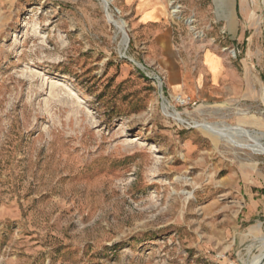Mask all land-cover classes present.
<instances>
[{"label": "rangeland", "instance_id": "obj_1", "mask_svg": "<svg viewBox=\"0 0 264 264\" xmlns=\"http://www.w3.org/2000/svg\"><path fill=\"white\" fill-rule=\"evenodd\" d=\"M116 6L0 0V264L248 262L264 192L250 206L255 180L229 172L264 154L200 124L264 133V99L178 103ZM247 6L264 59V2Z\"/></svg>", "mask_w": 264, "mask_h": 264}, {"label": "crops", "instance_id": "obj_2", "mask_svg": "<svg viewBox=\"0 0 264 264\" xmlns=\"http://www.w3.org/2000/svg\"><path fill=\"white\" fill-rule=\"evenodd\" d=\"M120 6L129 24L133 46L142 53L147 65L163 73L172 94L191 98L234 99L245 102L262 100L264 61L259 33L253 26L247 0H189L202 25L211 24V33H225L227 43L237 48L230 58L219 45L195 44L189 47L183 33L169 19L164 0H111ZM190 50L198 51L194 62ZM191 52V51H190ZM259 161L234 165L229 174L242 177L251 186L249 205H260L264 192V172ZM263 179V180H261Z\"/></svg>", "mask_w": 264, "mask_h": 264}, {"label": "built area", "instance_id": "obj_3", "mask_svg": "<svg viewBox=\"0 0 264 264\" xmlns=\"http://www.w3.org/2000/svg\"><path fill=\"white\" fill-rule=\"evenodd\" d=\"M189 0H164L168 9V15L171 23L175 25L180 33L183 30H187L191 37L199 41L204 45H219L223 52H226L230 58H237L238 50L235 46L227 43V36L225 33H221L218 36L211 33L212 25H202L199 21L196 10L189 6ZM119 13L121 9L117 7ZM141 67L145 66L142 64ZM159 79L160 88L163 87L164 80L159 75L156 76ZM175 100L180 104H185L190 101V97L181 94H175Z\"/></svg>", "mask_w": 264, "mask_h": 264}, {"label": "bare ground", "instance_id": "obj_4", "mask_svg": "<svg viewBox=\"0 0 264 264\" xmlns=\"http://www.w3.org/2000/svg\"><path fill=\"white\" fill-rule=\"evenodd\" d=\"M263 2H264V0H263ZM108 5H109V2L107 1V4L105 5V8H107ZM107 13H109V17L114 22H116L117 24H119L121 26L122 35L125 36L126 44H127V42H128V37H127L128 34H127V31L125 30L126 27H125V23L123 22V19H121V18H119V19L116 18L115 19L113 17L112 13H110L109 11H107ZM138 65L142 66V63L138 62ZM262 98L264 99V87H262ZM184 99L186 100V98H184ZM163 101H167V100H163ZM164 106H165V108L168 111H171L176 116H179V113L173 108V106L169 102H164ZM200 128H202L203 130H205L206 132H208L210 134L227 136L228 139L231 142H233L234 144H237V145H239L241 147H244V148H249V149L253 150L256 153L264 154V146L262 144L261 145H257L256 143H254V144H256V145H254L251 142V141L258 142V141L264 140V133L256 134V135H253L251 133L252 134L251 135V134L244 133L242 131L241 132H235V130H228L227 132H225L220 127H217L216 125L211 124V123L200 124ZM263 227H264V223L263 224L259 223L257 225V227H255L251 231L254 232V234L258 236L259 231ZM258 243H259V252L257 254H255L248 262H245L244 264H264V235L258 236Z\"/></svg>", "mask_w": 264, "mask_h": 264}, {"label": "water", "instance_id": "obj_5", "mask_svg": "<svg viewBox=\"0 0 264 264\" xmlns=\"http://www.w3.org/2000/svg\"><path fill=\"white\" fill-rule=\"evenodd\" d=\"M108 6H109V5H108ZM108 6H107V7H108ZM139 66H141V65H139Z\"/></svg>", "mask_w": 264, "mask_h": 264}]
</instances>
